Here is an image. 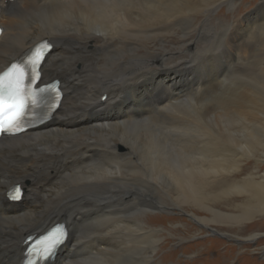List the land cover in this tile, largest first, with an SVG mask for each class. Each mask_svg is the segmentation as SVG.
<instances>
[{"label":"bare ground","instance_id":"bare-ground-1","mask_svg":"<svg viewBox=\"0 0 264 264\" xmlns=\"http://www.w3.org/2000/svg\"><path fill=\"white\" fill-rule=\"evenodd\" d=\"M226 1L0 0V71L48 40L41 82L64 91L49 122L0 139V264L57 222L69 236L47 264H219L186 241L212 229L257 245L242 224L264 214V180L239 176L264 166V5L243 25Z\"/></svg>","mask_w":264,"mask_h":264},{"label":"rangeland","instance_id":"rangeland-1","mask_svg":"<svg viewBox=\"0 0 264 264\" xmlns=\"http://www.w3.org/2000/svg\"><path fill=\"white\" fill-rule=\"evenodd\" d=\"M232 0H228V2H224L223 7V13H224V18L228 20L227 23H229L230 21L232 22L233 19H229L226 18V16H230V10L232 9L231 2ZM237 3H241L239 4V16L240 17H245L244 19L246 21H242L243 25H246L248 22L253 21L255 14L257 13V9L259 7V5H264V0H236ZM263 2V3H262ZM249 16V18L247 17ZM255 21L260 22V19H255ZM262 21V19H261ZM226 23V24H227ZM241 32L243 34H241L240 32L237 33L239 38H241L242 44L244 43V40L246 39L245 37L248 34V31H246V29L244 27H241ZM250 38L252 37V35L249 36ZM263 37V38H262ZM259 43L261 42L264 46V34H260L258 35ZM197 75V72H196ZM240 81V78H239ZM246 81V79L244 77H242V82L244 83ZM238 82V81H237ZM255 172L256 174H254V176H252L255 182H260L261 180H264L262 178V176H264V166H260L257 167L255 165V163L253 162L252 164H247L244 163L243 166L241 167L240 170V176L239 178H245L249 173ZM244 173V174H243ZM247 173V174H246ZM23 188L25 189V187L23 186ZM247 198V195L245 194H233L231 196L228 197V200H230L231 205L230 207H228V211L233 212V213H239L241 210L240 208L236 207V204L242 203L243 201H245ZM22 202V203H21ZM18 202L20 204H23L26 202ZM19 204V205H20ZM161 214V213H158ZM168 216H172L173 219L176 218V220H180L179 215L177 214H170L168 213ZM180 216L182 217V219L188 220L190 216L188 214H180ZM179 218V219H178ZM60 219V218H59ZM62 219V218H61ZM237 220H233L231 222H228L225 224L226 228H234V227H238L239 224H237ZM169 222L167 221V225ZM191 223L195 224L196 221H192ZM242 225L246 226L249 229V232L252 231V233H256L257 234V238H259V242L257 243V245L253 246V247H240L238 246L240 244L239 241H241L240 238L235 239L234 236L233 238L229 235H223V233H218V231H216L215 229H212V232L209 231L208 234H205L201 237L198 238V240L196 239V241H192L190 238H186V241L188 243H192L194 244V248L195 250H203L206 247H208L207 251H202L201 253H204V255L209 256L211 258H215V257H221L219 259V264H264V214H258L253 220H249L246 221L245 223H243ZM211 229V228H210ZM209 229V230H210ZM184 235V237H188L191 234L187 233H182ZM249 235V234H248ZM248 235H246L245 237H248ZM213 240V241H212ZM244 240V239H243ZM247 241V240H246ZM200 243V244H199ZM211 243H213V245H217L219 247L215 248V246L213 247L212 245H210ZM247 243V242H246ZM198 244V245H196ZM175 246V243L167 246L164 250L163 253H168V252H172L175 249H172ZM68 248V247H67ZM182 248L181 244H177V249L178 251ZM261 249V250H260ZM66 250V249H65ZM64 253V250L62 251ZM193 252V251H191ZM185 253L183 250H180L177 254L174 253L172 255L176 254V257L178 259L180 258H185V259H189L192 256V259H196L198 256L197 255H192V253ZM191 254V256H189ZM204 262H202L203 260ZM199 260L200 264H208L209 262L206 261V259L202 258ZM206 261V262H205Z\"/></svg>","mask_w":264,"mask_h":264},{"label":"snow or ice","instance_id":"snow-or-ice-1","mask_svg":"<svg viewBox=\"0 0 264 264\" xmlns=\"http://www.w3.org/2000/svg\"><path fill=\"white\" fill-rule=\"evenodd\" d=\"M47 46V45H45ZM42 51H37L35 58L31 61L33 65L42 61ZM35 78V77H34ZM25 72L19 65L13 64L11 68L0 74V136L4 134H15L21 127L25 109L29 103H35L31 100L24 85ZM32 95H35L33 93ZM11 198L20 199L19 189H13ZM61 238L52 240L43 249L46 253L44 259H50L54 256L59 245L67 239L66 229L61 232Z\"/></svg>","mask_w":264,"mask_h":264}]
</instances>
